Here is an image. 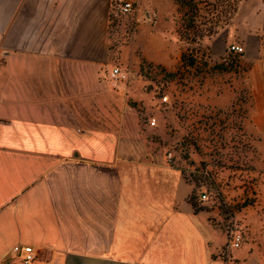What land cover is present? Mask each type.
Wrapping results in <instances>:
<instances>
[{
  "label": "crops",
  "instance_id": "1",
  "mask_svg": "<svg viewBox=\"0 0 264 264\" xmlns=\"http://www.w3.org/2000/svg\"><path fill=\"white\" fill-rule=\"evenodd\" d=\"M131 1L156 20L119 43L111 0H0V264H23L26 245L33 264H264V46L246 77L210 99L228 106L246 81L240 103L262 180L236 214L235 248L219 206L192 203L165 127L145 119L162 97L144 62L180 60L176 0ZM116 64L136 74L117 88L107 76Z\"/></svg>",
  "mask_w": 264,
  "mask_h": 264
},
{
  "label": "rangeland",
  "instance_id": "2",
  "mask_svg": "<svg viewBox=\"0 0 264 264\" xmlns=\"http://www.w3.org/2000/svg\"><path fill=\"white\" fill-rule=\"evenodd\" d=\"M232 1L203 0L197 17L190 5L181 7L176 2L170 29H174L176 55L181 52L179 62L171 69L143 64L147 87H157L162 97L161 106L148 113L146 121L155 118L154 126L165 127L168 159L171 155L172 164L191 183L196 209L219 206L230 233L243 232L241 220L235 217L258 199L262 171L255 136L245 128L247 109L240 103L246 81L236 102L217 106L210 99L224 94V85H232L235 76L246 77L252 59L264 46V0H241L235 11ZM130 38L118 40L126 43ZM233 44L242 46L243 52L231 53ZM108 82L115 88L123 84ZM204 190L211 196L209 202L201 201Z\"/></svg>",
  "mask_w": 264,
  "mask_h": 264
},
{
  "label": "built area",
  "instance_id": "3",
  "mask_svg": "<svg viewBox=\"0 0 264 264\" xmlns=\"http://www.w3.org/2000/svg\"><path fill=\"white\" fill-rule=\"evenodd\" d=\"M137 6L131 0H111L110 8V30L113 36L122 37V39H128L132 37L135 30L137 29L138 23L143 20L154 21L155 15H147L141 19L136 16ZM231 53L240 54L243 52V47L240 45L233 44L229 47ZM108 80L114 85L118 83H124L129 79L133 78L130 68L116 64L108 71ZM167 100V96H163V101ZM157 121L155 118L151 119L150 124L156 125ZM171 160V155H169ZM201 201L209 202L211 199L210 194L207 190H204L200 194ZM244 234L240 229L232 230L230 233V246L238 248L242 244ZM37 259V251L33 245H26L22 251V262L23 264H33Z\"/></svg>",
  "mask_w": 264,
  "mask_h": 264
},
{
  "label": "trees",
  "instance_id": "4",
  "mask_svg": "<svg viewBox=\"0 0 264 264\" xmlns=\"http://www.w3.org/2000/svg\"><path fill=\"white\" fill-rule=\"evenodd\" d=\"M241 0H233L231 3H230V6L232 8L233 11L236 10V7H237V4L240 2ZM177 3H179L181 5V7L183 6H188L190 5L191 8L194 10L195 12V17H197L199 15V10H200V5L203 4V0H176ZM193 20H195L193 18ZM183 57L185 58V53H183ZM193 203V202H192ZM195 206V205H194Z\"/></svg>",
  "mask_w": 264,
  "mask_h": 264
}]
</instances>
